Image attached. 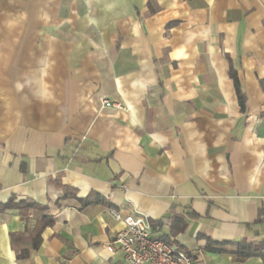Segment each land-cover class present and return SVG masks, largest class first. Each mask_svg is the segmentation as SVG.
Listing matches in <instances>:
<instances>
[{"label": "crops", "instance_id": "0c3cea01", "mask_svg": "<svg viewBox=\"0 0 264 264\" xmlns=\"http://www.w3.org/2000/svg\"><path fill=\"white\" fill-rule=\"evenodd\" d=\"M110 209L263 264L206 246L264 242V0H0V264H125Z\"/></svg>", "mask_w": 264, "mask_h": 264}, {"label": "built area", "instance_id": "2783aa9c", "mask_svg": "<svg viewBox=\"0 0 264 264\" xmlns=\"http://www.w3.org/2000/svg\"><path fill=\"white\" fill-rule=\"evenodd\" d=\"M102 109L124 111V106L116 100L100 98ZM110 215L123 223V228L113 237L106 250L112 253L118 249L125 264H193L191 257L181 251L174 250L169 244L150 235L146 217L138 215H120L114 209Z\"/></svg>", "mask_w": 264, "mask_h": 264}, {"label": "trees", "instance_id": "16d2710c", "mask_svg": "<svg viewBox=\"0 0 264 264\" xmlns=\"http://www.w3.org/2000/svg\"><path fill=\"white\" fill-rule=\"evenodd\" d=\"M231 77L234 82L236 96L239 102L240 107L243 109L245 104V96L242 92L239 83L236 79V76L233 72H231ZM263 215L260 213V216ZM261 219V217L258 219ZM53 223L52 219L49 217H42L40 220V225L36 227L30 234L25 235L24 233H17L10 235V241L12 248L16 252V258L18 260H24L28 258L29 253L33 250H36L41 243V233L46 226H49ZM163 242L167 243L165 240ZM19 243L20 248L15 249V246ZM206 248L209 251L216 253H230L232 254L238 261H243L250 257H259L264 264V242H253L246 243L244 241L240 242H232V243H214L210 240L207 241Z\"/></svg>", "mask_w": 264, "mask_h": 264}]
</instances>
